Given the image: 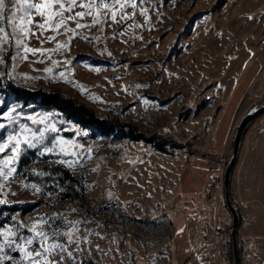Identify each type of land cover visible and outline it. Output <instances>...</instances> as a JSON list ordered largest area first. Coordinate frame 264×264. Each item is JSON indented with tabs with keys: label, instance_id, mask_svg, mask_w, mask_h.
Listing matches in <instances>:
<instances>
[{
	"label": "rangeland",
	"instance_id": "rangeland-1",
	"mask_svg": "<svg viewBox=\"0 0 264 264\" xmlns=\"http://www.w3.org/2000/svg\"><path fill=\"white\" fill-rule=\"evenodd\" d=\"M95 2L93 16L101 13L99 24H93L90 16L79 19L88 25L83 28L68 21L76 35L51 31L40 35L33 27L36 36L25 40L29 47L45 49L67 41V48L53 53L51 59L29 54L23 61L12 60L14 52L9 48L0 71L11 73L23 87L60 91L101 118L131 126L138 135L172 137L184 146L161 151L141 137L94 134L56 109L10 101L4 111L19 105L18 123L30 128L44 125H34L28 116L47 115L45 123L59 129L49 139L59 136L69 141L68 151L76 156H64L58 149L40 155L42 146L26 149L15 163L21 179H0V199L9 201L0 206H20L2 227L16 232L18 239L20 234L31 235L28 226L37 218L63 214L69 221H81L73 234L78 243L68 249L80 264H171L174 205L183 203L187 194L198 197L211 174L219 175L223 185L236 127L252 106L264 101V0H136L137 7L129 4L117 13L116 21L111 13L119 5L113 8V0H103L110 5L104 9L101 0ZM141 8L148 9L147 15L139 14ZM82 10L76 7L65 16ZM32 15L34 22H43L35 11ZM123 15L128 18L121 20ZM50 35L55 39L48 42ZM53 60L59 67L44 72L53 67ZM60 72L68 79H60ZM0 98L6 102L1 93ZM0 123L6 124L0 138L18 126ZM259 124H264V114L246 131L232 186L238 181L247 133ZM45 143L51 146L48 140ZM4 155L11 153L0 158ZM77 159L73 167L54 162ZM255 204L254 220L264 225V200ZM53 227L63 232L70 225L58 218ZM56 239L66 242L65 237ZM261 243L264 237L255 245L252 264H264ZM97 246L103 252L111 248L115 258L97 252ZM31 250L38 246L34 243ZM5 251L19 264H27L18 252ZM64 264L71 261L65 257Z\"/></svg>",
	"mask_w": 264,
	"mask_h": 264
},
{
	"label": "snow or ice",
	"instance_id": "snow-or-ice-1",
	"mask_svg": "<svg viewBox=\"0 0 264 264\" xmlns=\"http://www.w3.org/2000/svg\"><path fill=\"white\" fill-rule=\"evenodd\" d=\"M101 3L104 9L110 7L108 3H103V0H101ZM129 4L133 9L137 7L136 0H123V2L122 0H113L111 7L114 8L116 5H119V8L116 9V11H112L111 19L116 21L117 13L123 12ZM76 7L83 10L65 16V13H73ZM95 7V0H88V2H85V0H39V2H36V0H0V65L6 63L5 56L9 48L14 52V55L11 57L12 60H28L29 54L32 56L39 54L44 57V59H51L53 53H60L63 49L67 48L68 42H57L54 49L29 47L25 43V40L36 36V32H33L32 28H37L40 31V35H43L46 31H51L56 34L71 32L73 35H76V29L70 28L68 26V21H76V28H83L88 25L79 23V19L90 16L93 17V24H99L101 13L97 12L96 15L93 16V9ZM33 11H35L36 15L39 16L43 22H34L32 15ZM147 12L148 9L146 8L139 9L140 15H147ZM133 15H135V12ZM127 18L126 15L121 16V20ZM54 39L55 35L47 37L48 42ZM41 43L43 44L44 41H41ZM21 53H23V55H21ZM36 62L43 63L44 61L39 60ZM65 63H70V61H66ZM52 64V68H45L43 71L52 73L55 67H59V62L55 60L52 61ZM96 71H99V69H96ZM5 75V72L0 71V78L5 77ZM7 75L9 78H13L11 73ZM24 78L37 79L39 77H27L25 75ZM59 78L64 80L68 79L64 72L59 73ZM74 86L79 87L81 91L85 90L83 85L74 84ZM137 87H140V85H137ZM4 103L5 101L0 98V104ZM18 108H20V106L15 105L0 113V120H5L7 125H18L8 132L6 138H0V154L9 151L11 153V155H4L0 158V179L8 181L10 177L14 178V174L16 173L15 163L19 161L26 149H36L38 146H42L43 150L40 152V155L44 153H53L58 149L59 153L64 156H76L75 152L70 153L68 151L69 141L59 136L49 139V134L58 133L59 129L54 123H45L48 119L47 115L41 119L28 116L27 119L32 121L34 125H44L41 128L33 129L25 123H18L20 120V113L17 111ZM5 127V123H0V129H5ZM46 140L49 141L51 146L45 143ZM54 162L73 167L75 164L79 163V160H60ZM96 170L95 168L92 169V171ZM38 174L44 175L43 172ZM109 179L111 178L109 177ZM25 187H31L38 193L42 191L41 188L34 184H26ZM61 191H63V189H61ZM112 195L111 192L108 193L109 198H111ZM8 203L9 201L0 199V204ZM72 210L76 211V209ZM58 218H62L66 225H70L67 231L59 232L53 227ZM13 219H15V217H13ZM80 223L81 221L78 220H67L63 214L53 213L50 219L40 217L34 220L28 226L31 235L24 236L20 234L18 239L14 238L17 236L16 232L7 227H0V264H5V261L10 262V264H19L18 261H14L11 255L6 253V249L10 252H18L21 260L27 262V264H64L65 257L71 261V264H80L74 256L73 251L68 250L73 243H78V241L73 240V234L79 231L77 225ZM20 227H25V225L21 224ZM97 235L99 234L97 233ZM57 237H65L66 242H57ZM34 243L38 246V250H31V246ZM112 243L115 244V240ZM96 250L97 252H102L104 256H108L112 259L115 258L111 255V248L107 252H103V250L97 246ZM116 251L119 254L118 248ZM57 254L59 255L58 260L55 259Z\"/></svg>",
	"mask_w": 264,
	"mask_h": 264
},
{
	"label": "crops",
	"instance_id": "crops-1",
	"mask_svg": "<svg viewBox=\"0 0 264 264\" xmlns=\"http://www.w3.org/2000/svg\"><path fill=\"white\" fill-rule=\"evenodd\" d=\"M237 180L232 196L241 216V264H252L255 245L264 237V225L254 220L258 210L255 202L264 200V124L252 126L247 133ZM199 193L198 197L187 194L181 199L183 203L174 205V256L170 262L232 264V217L224 202L219 175L211 174Z\"/></svg>",
	"mask_w": 264,
	"mask_h": 264
},
{
	"label": "trees",
	"instance_id": "trees-1",
	"mask_svg": "<svg viewBox=\"0 0 264 264\" xmlns=\"http://www.w3.org/2000/svg\"><path fill=\"white\" fill-rule=\"evenodd\" d=\"M0 93L6 99L4 105L0 108V112L4 111L10 101L22 102L24 106H34L36 108L60 111L65 117L74 120L85 128H89L95 134L104 136L112 135L120 132L124 135L132 137H141L146 141L152 143L161 151L168 150L167 146L179 148L183 147L176 139L172 137L159 138L156 136L145 137L137 134L136 130L131 126H126L116 119L101 118L95 114L94 111L88 107L79 104L74 98L67 96L60 91H49L42 88L30 89L16 84L12 78L6 74L5 77L0 78ZM246 135V133H245ZM200 153L199 151H195ZM20 206H0V227L4 226L9 221L12 213H14Z\"/></svg>",
	"mask_w": 264,
	"mask_h": 264
},
{
	"label": "water",
	"instance_id": "water-1",
	"mask_svg": "<svg viewBox=\"0 0 264 264\" xmlns=\"http://www.w3.org/2000/svg\"><path fill=\"white\" fill-rule=\"evenodd\" d=\"M264 114V101L252 106L247 113L242 117L239 124L236 127L232 152L229 157L223 172V197L225 205L232 217V224L230 228L231 237V255L232 264H241V254L239 247V228L241 225V216L238 205L235 203L232 197V179L234 170L240 160L242 145L245 141V133L250 126L260 115Z\"/></svg>",
	"mask_w": 264,
	"mask_h": 264
},
{
	"label": "built area",
	"instance_id": "built-area-1",
	"mask_svg": "<svg viewBox=\"0 0 264 264\" xmlns=\"http://www.w3.org/2000/svg\"><path fill=\"white\" fill-rule=\"evenodd\" d=\"M222 161H223V159H222ZM11 179H14V180H20V179H21V177H20V172H16V173L14 174V178L11 177ZM261 244H262V243H261ZM261 244H260V250H259V252L262 251V250H261Z\"/></svg>",
	"mask_w": 264,
	"mask_h": 264
},
{
	"label": "bare ground",
	"instance_id": "bare-ground-1",
	"mask_svg": "<svg viewBox=\"0 0 264 264\" xmlns=\"http://www.w3.org/2000/svg\"><path fill=\"white\" fill-rule=\"evenodd\" d=\"M20 177H21V174H20ZM262 246H263V248H264V244H262ZM263 248H262V250H263ZM264 251V250H263Z\"/></svg>",
	"mask_w": 264,
	"mask_h": 264
}]
</instances>
